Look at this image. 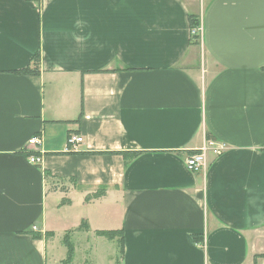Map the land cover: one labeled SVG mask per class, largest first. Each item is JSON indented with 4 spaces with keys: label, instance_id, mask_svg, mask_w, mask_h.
<instances>
[{
    "label": "crops",
    "instance_id": "crops-1",
    "mask_svg": "<svg viewBox=\"0 0 264 264\" xmlns=\"http://www.w3.org/2000/svg\"><path fill=\"white\" fill-rule=\"evenodd\" d=\"M0 264H264V0H0Z\"/></svg>",
    "mask_w": 264,
    "mask_h": 264
},
{
    "label": "built area",
    "instance_id": "built-area-1",
    "mask_svg": "<svg viewBox=\"0 0 264 264\" xmlns=\"http://www.w3.org/2000/svg\"><path fill=\"white\" fill-rule=\"evenodd\" d=\"M192 33L201 35L202 34L201 26L194 28L192 30ZM82 141H83V136L79 134H71L68 138V142L69 144H71V146H75L76 143H79ZM40 143H41L40 136L32 137L29 140V144H32V145H38ZM226 149H227V145L225 143H222V142L217 143L216 141L210 139L205 143L204 146L199 148L195 153H193L187 158V166L191 170H199L202 166L206 164V154L208 152L211 151L215 155H220ZM31 161L32 162L39 161V157L38 156L32 157ZM34 229H36V227H34Z\"/></svg>",
    "mask_w": 264,
    "mask_h": 264
},
{
    "label": "trees",
    "instance_id": "trees-1",
    "mask_svg": "<svg viewBox=\"0 0 264 264\" xmlns=\"http://www.w3.org/2000/svg\"><path fill=\"white\" fill-rule=\"evenodd\" d=\"M190 19H191V25H192V28H195L197 27L199 24H198V19L192 14L190 15ZM194 38H198L199 39V34H194L193 35ZM200 39L197 40V43H199ZM39 60H40V56H39V53L35 55L33 61H34V68H31V67H27V68H24L22 70L23 73L25 74H38L39 73ZM101 72H106V71H110L109 69H103V70H99ZM82 116V114L80 115V117ZM124 154V157L126 159V162L129 161L133 156H136L138 154V152H132V153H129V152H123ZM101 193V192H100ZM85 227V222H82V224L80 225V228H83ZM97 233L99 235H102V236H105L109 239H115L117 238L119 242L122 241L123 239V230L120 229V230H99L97 231ZM36 237H39L40 235H36ZM197 238L198 241H201L200 240V236H195ZM202 238V241L200 242L202 245H204V240L203 238L204 237H201ZM63 241L67 247V256H66V259H65V262L68 263L70 261H72L73 259V256H74V253H75V247H74V244L71 240V237H70V234L69 233H66L64 238H63Z\"/></svg>",
    "mask_w": 264,
    "mask_h": 264
},
{
    "label": "rangeland",
    "instance_id": "rangeland-1",
    "mask_svg": "<svg viewBox=\"0 0 264 264\" xmlns=\"http://www.w3.org/2000/svg\"><path fill=\"white\" fill-rule=\"evenodd\" d=\"M200 26V24L197 26V27H199ZM196 28V27H195ZM194 28H192V30H193ZM202 35V34H201ZM201 35H200V37H201ZM200 39V38H199ZM198 38H197V40H199ZM200 41H201V39H200ZM106 245H101V247H102V249H103V251H104V253L103 254H105V252H107V251H109V249H110V246H111V243L110 242H104ZM116 248V246H114V249ZM115 251V250H114ZM115 253V252H114Z\"/></svg>",
    "mask_w": 264,
    "mask_h": 264
}]
</instances>
